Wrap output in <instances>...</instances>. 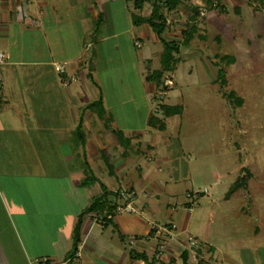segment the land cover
<instances>
[{"label": "crops", "instance_id": "crops-1", "mask_svg": "<svg viewBox=\"0 0 264 264\" xmlns=\"http://www.w3.org/2000/svg\"><path fill=\"white\" fill-rule=\"evenodd\" d=\"M108 1L0 0L4 55L0 63V209L4 215L0 217V264H40L35 258H46L47 264H183L181 252L187 248L180 239L186 213L169 202L162 206L158 202L166 184L178 180L185 165L176 148L177 131L174 135L170 131V119L178 114L165 115L161 109L162 114H155L156 109L145 103L143 125L136 126L123 121L126 115L120 119L104 108L110 117L105 126L86 107L97 97L94 89L100 83L81 48L93 18L104 12ZM121 1L125 8L126 0ZM219 1L221 19L234 28V46L243 42L264 46V5L258 0ZM144 4L141 9L127 8L137 33L132 39L136 48H141L145 36L160 44L146 23L131 22V13H149ZM66 25L80 34L79 48L71 55L56 54L53 42L62 43L65 38L60 33ZM121 32L113 30L99 41ZM143 52L138 55L137 72L146 98L154 88L144 78L152 52L149 46ZM55 64H63L64 73L55 70ZM104 100L102 93L103 104ZM150 116L162 121L164 128L151 127ZM111 129L121 130L129 139L127 145ZM159 143L164 146L161 153L164 148L172 153L164 171L159 167L164 157H154ZM84 162L94 176L88 184L80 183ZM100 184L108 191L109 205L115 204L103 220L96 209L82 213L101 192ZM123 187L136 191L134 212L116 210L117 190ZM170 189L173 192V184ZM78 217L77 254L70 258ZM169 222L175 224V236L160 249L163 233L150 226Z\"/></svg>", "mask_w": 264, "mask_h": 264}, {"label": "rangeland", "instance_id": "rangeland-1", "mask_svg": "<svg viewBox=\"0 0 264 264\" xmlns=\"http://www.w3.org/2000/svg\"><path fill=\"white\" fill-rule=\"evenodd\" d=\"M211 1L210 5L205 0H180L175 9L164 11L162 38L181 40L190 24L191 6H197V30L187 45L180 44L174 70L163 73L159 87L152 83L149 97H144L138 79V55L149 46L152 61L145 63L147 74L160 66L162 44L145 36L141 48L132 45L137 33L129 22L127 8L132 5L127 0L125 8L121 0L105 3L104 12L100 10L93 18L81 50L88 54L83 58L102 85L95 87L93 101L100 97L98 106L110 108L120 119L126 115L123 121L142 126L145 103L156 109L155 114L163 113L160 104L182 106L170 119V131L172 135L177 131L176 148L185 165L181 177L166 184L158 202L161 206L169 202L186 213L180 242L184 241L182 245L189 251L188 261L264 264V46L251 42L244 46L243 42L235 47L234 28L221 19ZM258 2L264 5V0ZM144 6L149 12L150 3L146 1ZM113 30L122 32L99 41ZM60 34L65 39L61 44L53 42L56 54H73L79 48L80 34L67 25ZM165 80L170 83L164 84ZM235 97L241 98L240 104ZM119 132L121 139L127 138ZM162 147V143L156 144L154 157H164L159 166L164 171L171 151L164 148L161 153ZM244 169L249 172L244 186L227 195L235 178L246 173ZM191 191H197L199 197L188 210L185 194ZM0 217L4 218L1 209ZM187 235L193 236L197 245L189 246Z\"/></svg>", "mask_w": 264, "mask_h": 264}, {"label": "trees", "instance_id": "trees-1", "mask_svg": "<svg viewBox=\"0 0 264 264\" xmlns=\"http://www.w3.org/2000/svg\"><path fill=\"white\" fill-rule=\"evenodd\" d=\"M132 6L134 9H140L143 2L148 1L150 3V11L146 16H140L135 13H131V22L134 25H139L141 23H146L151 30L157 35L159 41L162 44V50L159 53V68L152 69L149 73L145 75V80L152 82L156 87H159L162 83V76L164 72H171L174 70L176 64V57L175 53L179 52L180 44L187 45L192 36L195 34L196 28V19H197V6H191L189 8V22L190 24L185 28L182 32V38L180 41L173 40V39H164L161 37V33L166 27V19L164 16V11H170L176 8L177 4H179L180 0H131ZM206 3L212 4L211 0H205ZM215 7L218 9H222L220 5V1L216 0ZM222 58H226V55L221 56ZM89 74V73H88ZM164 88V86H162ZM228 97V96H227ZM236 102L238 104L241 103V98L235 97ZM101 106V99L98 97L95 101L89 102L86 107L91 108L98 118L103 119L104 125L108 126V122L110 120L109 116H105L106 112L104 108L99 107ZM165 115H173L179 114L182 110V106L180 104H160V108ZM148 124L151 127H155L158 129L164 128V123L153 116H150L148 120ZM112 132L117 136L120 143L124 146L128 143V138L121 139L118 129H111ZM124 140V141H122ZM246 170V169H244ZM84 178L80 182L81 184H88L91 181H94V176L92 175L90 169L88 168L86 162H84ZM249 177V172L246 170V173L243 175H238L232 184L227 189L226 194L229 195L233 191H235L238 187L244 186L246 179ZM101 192L95 196L90 204L86 206L82 213L87 211L96 209L102 212L100 219H105L108 215L111 214V211L115 208V204L109 205L106 196L108 191L106 188L100 184ZM81 219L78 217L77 222L74 225L73 233H72V245L70 248L69 256L70 258L75 255L77 245L79 242V226H80ZM198 250V248H197ZM187 249H184L181 252L182 255V262L183 264H200V262L191 263L187 261Z\"/></svg>", "mask_w": 264, "mask_h": 264}, {"label": "built area", "instance_id": "built-area-1", "mask_svg": "<svg viewBox=\"0 0 264 264\" xmlns=\"http://www.w3.org/2000/svg\"><path fill=\"white\" fill-rule=\"evenodd\" d=\"M216 4V0H214V5ZM202 14V11H199ZM3 53L0 51V63L2 62L3 59ZM55 70H57L59 73H64L65 71V67L63 64H55L54 65ZM169 84L170 81L169 80H165L164 84ZM161 93H163L164 91L161 90ZM0 102H1V94H0ZM185 197L187 198V202L184 204L185 207L188 210H191V208L193 207L194 204L197 203L198 200V193L197 191H191V192H187L185 194ZM136 198V191L133 188H119L117 190V199L119 200V204L116 205V210L117 211H125V212H134L135 208L133 206L134 200ZM151 228H155V230L159 233H163V236L160 238L158 245L160 247V249L163 248V246L166 244V242L171 239L174 235V230H175V224L172 222H169L168 224H159V225H155V224H151L150 226ZM187 244L189 246H195L197 245V240L190 235L186 236V240ZM77 254V251L75 252V255ZM35 262H38L40 264H47L46 258H35L34 259Z\"/></svg>", "mask_w": 264, "mask_h": 264}]
</instances>
